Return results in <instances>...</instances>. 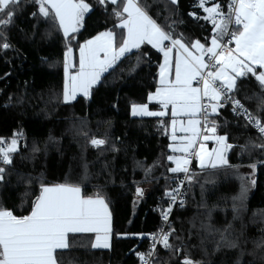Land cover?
<instances>
[{
	"label": "trees",
	"instance_id": "obj_1",
	"mask_svg": "<svg viewBox=\"0 0 264 264\" xmlns=\"http://www.w3.org/2000/svg\"><path fill=\"white\" fill-rule=\"evenodd\" d=\"M86 2L91 11L71 40L58 22L38 12L33 0H20L12 22L0 26V138L8 144L17 140L2 173L0 207L28 215L42 184L79 185L83 196L105 198L110 247L92 248L93 234L70 235V247L57 253L60 264H139L137 254L147 248L144 237L160 228V213L184 173L170 171L169 118L130 114L133 104L145 103L155 90L162 55L144 43L100 76L89 96L65 102L68 48L102 31H114L117 40L125 34L113 13L121 10L122 0L115 5ZM142 3L165 31L182 34L189 45L213 35L209 21L190 15H206L195 7L197 0ZM4 43L10 47L3 48ZM230 94L264 122V90L255 77L239 79ZM207 121V126L215 121L216 133L233 145L227 164L193 165L185 203L173 212L172 247L158 246L153 262L183 264L187 258L193 264H264V149L259 147L264 141L226 106ZM93 139L106 143L95 146Z\"/></svg>",
	"mask_w": 264,
	"mask_h": 264
},
{
	"label": "snow or ice",
	"instance_id": "obj_2",
	"mask_svg": "<svg viewBox=\"0 0 264 264\" xmlns=\"http://www.w3.org/2000/svg\"><path fill=\"white\" fill-rule=\"evenodd\" d=\"M19 2L20 0H0V26H7L12 22L14 7ZM33 2L42 16L58 22L64 36L69 40L74 38L70 34L79 31L85 13L91 9L86 0ZM106 2L115 5L118 0H99L101 5ZM171 2L175 4L178 0ZM122 4L121 10L113 9L114 15L121 18L118 27L126 29L120 40H117L114 31L109 30L80 44L79 67L74 73H70L69 68L75 65L66 59L65 102L75 100L78 93L89 96L91 87L100 79L102 73L112 68L117 60L132 49H139L142 44L147 43L158 48L164 55V63L160 66L159 73L160 86L155 93L149 94V101L157 99L165 109L171 105L173 116L180 113L192 117L203 114L205 125L208 123L209 114H218L219 109L224 107V102L230 101L234 106L233 111L239 109L246 114L249 122L264 136V122L259 117H253L239 99L230 95L237 89V81L249 74L255 77L264 90V0H229L227 11H224L218 0H198L195 7L202 8L206 15H190L196 19L210 21L213 35L210 41L202 43L195 40L190 45L184 42L182 34L174 37L165 31L149 15L142 0H122ZM209 4L211 6H206ZM2 35L3 33H0V36ZM225 37L228 39L225 40ZM165 41H170L172 47H167ZM233 43L235 46L230 47ZM2 47L7 49L10 45L4 43ZM174 50V79H170ZM71 52L69 47L66 58ZM194 82L197 86H193ZM132 112L133 115H166L165 112L148 111L147 104H133ZM176 123L174 119L172 140H179V146L170 144L169 147L173 151L192 154L197 144V136L202 135L200 150L195 153L199 156L200 166H208L206 158L213 155V168L227 164L224 152L233 145L225 143L226 136L216 134L215 121L211 122V128H207L211 135L204 134L203 130L197 127L201 123L200 120L190 119L187 127L181 123L180 131L191 132V136L179 138L176 135ZM213 139L220 147L208 152L204 142ZM3 143L0 138V144ZM91 143L99 146L106 141L93 139ZM16 145L17 140L13 138L6 148L0 147V161L11 164L10 154L17 151ZM259 147L264 149V144ZM168 159L176 163V167L170 169L173 173L188 171V159L175 156H169ZM4 171V168H0V181L4 179ZM137 193L142 194V189L137 188ZM172 200L175 201L174 195ZM170 211L171 209H168L162 213L165 221ZM69 233H95L92 248L110 247L111 214L105 198L100 194L94 197L83 196L79 185L42 184L41 192L32 202V210L28 215L17 216L13 211L0 207V264H60L57 253L70 247ZM157 235L163 247H172L169 243L170 232L161 229L159 234H152V239L156 240ZM231 246L236 245L233 243ZM152 249H155V244ZM153 250L147 254H137L143 264H151ZM183 264H193V261L186 258Z\"/></svg>",
	"mask_w": 264,
	"mask_h": 264
},
{
	"label": "crops",
	"instance_id": "obj_3",
	"mask_svg": "<svg viewBox=\"0 0 264 264\" xmlns=\"http://www.w3.org/2000/svg\"><path fill=\"white\" fill-rule=\"evenodd\" d=\"M197 2H198V0H197ZM206 6H211L210 4L209 5H206ZM222 6V5H221ZM122 7H123V4H122ZM122 7H121V9H122ZM90 11H91V9H90ZM90 11H88L87 13H85V15H84V17L90 12ZM125 17H126V14H125ZM120 20H121V18H120ZM83 23V22H82ZM209 23H210V21H209ZM120 24V21H119V23H118V25ZM211 24V23H210ZM212 25V24H211ZM82 27V26H81ZM80 27V28H81ZM80 30V29H79ZM125 30V33H126V29H124ZM61 31H62V33H63V30L61 29ZM102 32H107V31H102ZM102 32H100V33H102ZM75 34V33H74ZM74 34H70L71 36H73L74 37ZM99 34V33H98ZM98 34H96V35H94V36H92V37H90V38H88L87 40H89V39H92L93 37H95V36H97ZM63 35H64V33H63ZM86 41V40H85ZM85 41H83V42H81V44H83ZM210 41V40H209ZM151 45V44H150ZM165 45L167 46V47H172V45H171V43H170V41H165ZM152 46V45H151ZM235 45H234V43H233V45L231 46V47H234ZM155 48V47H154ZM72 49V52H71V54L66 58V54H65V61H64V88H65V80H66V74H65V62H66V59L68 60V62L70 63V64H74L75 65V67H70L69 68V72L70 73H74L75 71H77L78 70V67H79V46L78 47H76V48H71ZM155 49H157L160 53H161V55H162V58H161V61H160V63H159V67H158V77H157V86H156V88H155V90L153 91V92H151V93H149V94H152V93H155L156 92V89L160 86V75H159V73H160V66L164 63V55H163V52H161L158 48H155ZM133 50H135V49H132L131 51H133ZM130 51V52H131ZM194 51V50H193ZM68 51H66V53H67ZM129 53V52H128ZM101 56L103 57V53H101ZM175 56H176V52H175V50L173 51V53H172V62H173V71H172V74H171V76H170V79H174V62H175ZM258 71H259V69H258ZM105 73V72H104ZM104 73H102L101 74V76L104 74ZM193 86H196V84H195V82L193 83ZM149 94H148V96H147V101L145 102V103H139V104H147L148 105V111H152V112H165L166 113V115H163V116H148V115H133V112H132V106L130 107V114H131V116H133V117H167V118H169V125H168V130H167V135H168V139H169V145L170 144H173V145H176V146H179V140H177V141H173L172 140V133H173V125H172V121L175 119L176 121H177V123H176V125H175V129H176V135H177V137L179 138V137H181V136H191V132H188V133H185V132H182V131H180V128H181V123L183 124V126H185V127H187V125H188V121L190 120V119H196V120H200L201 121V123H202V115L201 114H198V115H196V116H194V117H192V116H189V115H186V114H183V113H180V114H178V115H176V116H173V114H172V108H171V105L167 108V109H165V108H163V106H162V104L159 102V100H157V99H153L152 101H149ZM78 95H82V96H84L82 93H78L77 94V96ZM76 96V97H77ZM153 106V107H152ZM201 123L197 126L198 128H200V126H201ZM206 130V129H205ZM207 134V133H206ZM217 134V133H216ZM207 135H211V133H209V134H207ZM218 135V134H217ZM219 136H224V135H219ZM201 140H202V137H200V135H198L197 136V144H196V146H195V148L193 149V150H195V153L196 152H199V150H200V142H201ZM204 143H207V144H209V146H207V149H206V151H208V152H211L213 149H215V148H218V147H220V145H218L217 144V142L213 139V140H208V141H206V142H204ZM225 143L226 144H229V143H227L226 141H225ZM168 150H169V152H170V156H175V157H180V158H186V159H188L187 158V154L186 153H184V152H180V151H173V149L172 148H170L169 146H168ZM227 151H228V149H226L225 150V152H224V156L226 157V153H227ZM215 159V156L213 155L211 158H206V161H207V163L208 164H211V162L213 161ZM173 163L174 164H176L175 163V161H173ZM194 164L197 166V167H201L200 166V160H199V156L198 155H196L195 154V158H194ZM187 166V165H186ZM211 166V165H210ZM206 167H209V166H206ZM82 194V193H81ZM74 234H93L94 235V241H95V233H69V235H68V237L70 236V235H74ZM59 251H61V250H59Z\"/></svg>",
	"mask_w": 264,
	"mask_h": 264
},
{
	"label": "built area",
	"instance_id": "obj_4",
	"mask_svg": "<svg viewBox=\"0 0 264 264\" xmlns=\"http://www.w3.org/2000/svg\"><path fill=\"white\" fill-rule=\"evenodd\" d=\"M229 3V0H224V3L222 5V8L224 9V11H227V5ZM228 38L225 37V40H227ZM233 45V44H232ZM232 45H229L230 47ZM214 70V69H213ZM196 84V83H195ZM197 86V85H196ZM231 95V94H230ZM232 96V95H231ZM235 98V97H233ZM237 99V98H235ZM241 101V100H240ZM205 103H207V100L204 101ZM223 102V101H222ZM241 103L244 105V103L241 101ZM224 106H226L229 111H230V114L242 121H244V123L252 130L254 131L263 141H264V136L261 135V133L259 132L258 128L253 124V123H250L249 122V119H248V116L242 112H240L239 109H237V111H233V105L230 101L228 102H224ZM245 107V105H244ZM246 108V107H245ZM238 112L240 114H238ZM250 113V112H249ZM203 119H204V115L201 114ZM252 115V114H251ZM253 116V115H252ZM254 117V116H253ZM4 141V140H3ZM8 143L4 141L3 144H0V147H7ZM187 158L188 160L190 161L189 164H187V169L188 171L187 172H184L181 177H180V180L178 183L175 184L174 186V189L172 191V194L170 196V199H169V203H168V206L165 210H168V209H171V211L168 213V219L167 221H165L163 219V215L162 213L165 211L163 210L161 213H160V216H159V221H160V228L155 231V232H151L149 234H147L145 236L146 238V242H147V248H146V252L145 254H147L150 250H153L152 249V246L153 244H155V249L153 250V256L150 258L151 259V264H155L153 262V259L155 257V254H156V251H157V248L158 246L162 245V243L159 242L160 240V237L159 235H157V238L156 240H153L152 239V234H159L160 233V230L161 229H164L165 232H170L172 233L173 231V228H174V218H173V212L175 209H178V208H181L184 203H185V194H186V187L189 183V178L190 176L192 175L193 173V165H194V158H195V150H192V154H187ZM7 164H4L2 161H0V168H4ZM174 190H178V191H174ZM175 196V201L172 200V196ZM139 264H143L142 260L140 259V262Z\"/></svg>",
	"mask_w": 264,
	"mask_h": 264
},
{
	"label": "rangeland",
	"instance_id": "obj_5",
	"mask_svg": "<svg viewBox=\"0 0 264 264\" xmlns=\"http://www.w3.org/2000/svg\"><path fill=\"white\" fill-rule=\"evenodd\" d=\"M212 126H207V125H205V120L202 118V123H201V126H200V129L201 130H203V132H204V134H209V132H207V128H211ZM206 129V130H205ZM200 137H202V140H203V136L202 135H200ZM201 140V141H202ZM206 142V141H205ZM205 144V148L207 149V146H209V144H207V143H204ZM213 161H215V159L213 160ZM212 161V162H213ZM211 164H208V166L209 167H212V166H210ZM218 166H220V165H218ZM174 167H176V164H174V166H173V168Z\"/></svg>",
	"mask_w": 264,
	"mask_h": 264
},
{
	"label": "bare ground",
	"instance_id": "obj_6",
	"mask_svg": "<svg viewBox=\"0 0 264 264\" xmlns=\"http://www.w3.org/2000/svg\"><path fill=\"white\" fill-rule=\"evenodd\" d=\"M235 118H236V117H235ZM176 183H177V182H176ZM173 188H174V186H173ZM186 190H187V189H186ZM185 197H186V196H185ZM166 207H167V206H166ZM162 211H163V210H162ZM175 211H176V210H175ZM175 211H174V212H175ZM136 236H137V235H136ZM144 238H145V237H144ZM138 257H139V256H138Z\"/></svg>",
	"mask_w": 264,
	"mask_h": 264
}]
</instances>
